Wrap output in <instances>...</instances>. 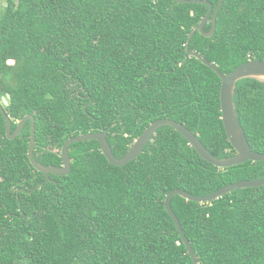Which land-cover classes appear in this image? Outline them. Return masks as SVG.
<instances>
[{"label":"trees","instance_id":"obj_1","mask_svg":"<svg viewBox=\"0 0 264 264\" xmlns=\"http://www.w3.org/2000/svg\"><path fill=\"white\" fill-rule=\"evenodd\" d=\"M0 1V105L12 132L34 117L39 164L62 166L69 139L99 132L120 160L161 119L184 125L218 159L237 154L222 121L221 79L187 59L208 6ZM190 49L225 75L264 61V0H224L214 35L197 32ZM234 102L251 149L264 154V83L238 82ZM31 124L10 140L0 111V264H193L167 195L204 197L264 179V161L218 168L165 126L124 167L111 165L98 141L73 144L71 173L47 182L29 160ZM171 207L198 264H264V186L203 204L177 195Z\"/></svg>","mask_w":264,"mask_h":264},{"label":"water","instance_id":"obj_2","mask_svg":"<svg viewBox=\"0 0 264 264\" xmlns=\"http://www.w3.org/2000/svg\"><path fill=\"white\" fill-rule=\"evenodd\" d=\"M153 2L160 1V0H152ZM162 1V0H161ZM180 4H202L209 7V12L207 16L200 22V24L192 31V33L188 37V41L186 44V50L188 52L187 59L189 58H196L201 61L204 65L212 69L214 72L217 73L219 78L222 81L221 90H220V104H221V112H222V121L224 124V128L228 137L229 142L231 143L232 147L236 151V155L227 158V159H218L211 155L207 148L203 145L200 141L198 136H196L192 131L186 128L184 125L170 120V119H161L154 122L146 131L133 143L128 153L120 160H118L112 151L111 145L107 139L106 132H99V133H90L84 134L72 139H69L62 148V160L63 165L60 167L55 166H43L39 164L35 160V148H36V126H35V119L33 116H26L24 117L19 123L14 132H12V121L11 119L5 114L4 109L0 105V111L4 114L6 119V134L10 140L16 139L22 132L24 125L28 120H31V140L28 150V156L31 164L33 167L41 172L44 173L46 176V181H50V175H54L57 177H65L71 173L72 170V161L69 154V147L73 144L95 140L98 141L101 147V151L103 155L106 157L108 162L115 166V167H124L128 163L137 159L144 151L145 147L151 140V138L155 135V133L162 127L169 126L172 127L175 131L180 133L190 144L192 148L196 150V152L208 163L221 168H231L234 166H238L244 164L248 161L251 162H259L264 161V154L254 152L248 142L245 130L241 126L234 102L235 90L237 83L245 80V79H256L260 82L264 83V61L260 60H251L232 73L225 75L223 74L217 66L207 61L203 56L199 53L190 49V43L194 35L199 32L205 37H212L216 31L217 25V17L218 13L224 3V0H220L216 9H214L213 4L208 1L203 0H173ZM212 23V28L210 33L204 32V27L208 23ZM264 186V179L256 180V181H241L235 184L226 186L221 188L220 190L216 191L211 195H207L204 197H196L186 191L183 190H174L169 193L165 200V208L169 215L172 217L178 232L188 249V254L190 255L193 264H198L196 255L193 251L190 241L185 236L183 228L179 219L177 218L175 212L171 207V201L175 196H180L187 201L197 202V203H211L224 195L231 193L234 190L244 189V188H257Z\"/></svg>","mask_w":264,"mask_h":264},{"label":"rangeland","instance_id":"obj_3","mask_svg":"<svg viewBox=\"0 0 264 264\" xmlns=\"http://www.w3.org/2000/svg\"><path fill=\"white\" fill-rule=\"evenodd\" d=\"M5 2L4 1H0V11L2 10V8H4Z\"/></svg>","mask_w":264,"mask_h":264}]
</instances>
